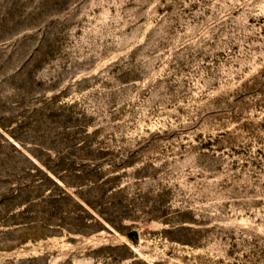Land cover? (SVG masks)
<instances>
[{
	"label": "rangeland",
	"instance_id": "1",
	"mask_svg": "<svg viewBox=\"0 0 264 264\" xmlns=\"http://www.w3.org/2000/svg\"><path fill=\"white\" fill-rule=\"evenodd\" d=\"M0 264H264V0H0Z\"/></svg>",
	"mask_w": 264,
	"mask_h": 264
},
{
	"label": "trees",
	"instance_id": "2",
	"mask_svg": "<svg viewBox=\"0 0 264 264\" xmlns=\"http://www.w3.org/2000/svg\"><path fill=\"white\" fill-rule=\"evenodd\" d=\"M81 205V207L83 208V210L87 211V209H85V207L82 205V203H79ZM89 204V203H88Z\"/></svg>",
	"mask_w": 264,
	"mask_h": 264
}]
</instances>
